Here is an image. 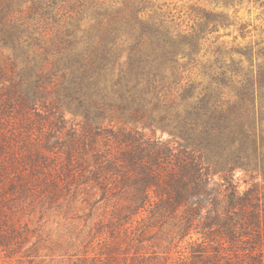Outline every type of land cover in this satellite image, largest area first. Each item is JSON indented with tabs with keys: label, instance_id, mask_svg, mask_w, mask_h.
Returning <instances> with one entry per match:
<instances>
[{
	"label": "trees",
	"instance_id": "16d2710c",
	"mask_svg": "<svg viewBox=\"0 0 264 264\" xmlns=\"http://www.w3.org/2000/svg\"><path fill=\"white\" fill-rule=\"evenodd\" d=\"M245 1L0 0V264H264Z\"/></svg>",
	"mask_w": 264,
	"mask_h": 264
},
{
	"label": "rangeland",
	"instance_id": "374dc122",
	"mask_svg": "<svg viewBox=\"0 0 264 264\" xmlns=\"http://www.w3.org/2000/svg\"><path fill=\"white\" fill-rule=\"evenodd\" d=\"M166 2L168 5L172 7H177L178 9L185 10L188 9V6L192 4L194 1L197 0H161ZM239 9V15L243 16L245 20L250 21L251 25L250 28H253L254 26L262 25L264 28V7H260L258 4H256L254 1H245L242 5L237 6ZM237 32H234V34ZM225 39H232V35L224 36ZM66 118L70 121H78V117L74 116V114L68 110H65ZM156 135L162 137L165 140L171 141L172 144L178 145L179 139L175 138L170 132L168 131H162L161 129H158L156 131ZM216 179L219 178V174L216 173L214 175ZM237 177L239 178L240 182V189L245 190L247 187H249L253 182L249 179L248 172L239 171L237 173ZM248 179L247 181H245Z\"/></svg>",
	"mask_w": 264,
	"mask_h": 264
}]
</instances>
